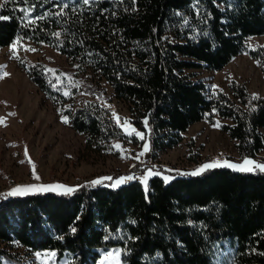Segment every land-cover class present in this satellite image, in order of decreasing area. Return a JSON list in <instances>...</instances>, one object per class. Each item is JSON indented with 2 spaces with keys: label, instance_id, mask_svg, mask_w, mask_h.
<instances>
[{
  "label": "trees",
  "instance_id": "1",
  "mask_svg": "<svg viewBox=\"0 0 264 264\" xmlns=\"http://www.w3.org/2000/svg\"><path fill=\"white\" fill-rule=\"evenodd\" d=\"M0 17V47L28 39L70 59L71 72L42 61L21 66L48 98L69 104L71 126L87 143L124 133L106 106L73 104L77 90L127 103L154 157L207 116L222 120L242 157L264 148V95L236 80L229 93L210 89L192 70H218L247 52L264 73V45L247 47L248 37L264 35V0H0ZM153 167L146 186L132 179L111 187L121 175L113 173L95 185L81 179L71 193L0 191V260L26 264L21 246L96 264L117 247L122 264H264V171Z\"/></svg>",
  "mask_w": 264,
  "mask_h": 264
},
{
  "label": "rangeland",
  "instance_id": "2",
  "mask_svg": "<svg viewBox=\"0 0 264 264\" xmlns=\"http://www.w3.org/2000/svg\"><path fill=\"white\" fill-rule=\"evenodd\" d=\"M16 41L18 44L14 54L10 46ZM258 45H264V35L248 37V48ZM34 61H42L50 68L73 71L70 59L46 43L16 39L0 47V65L4 66L0 68V73H8L0 78V191L10 192L14 188L30 185H64L72 188L81 179L97 180L111 177L113 173L121 174L119 177L133 176V179L141 181L144 176H150L149 170L154 173L153 166L171 171L195 172L202 165L214 161L227 160L241 164L244 158H248L264 163V148L254 158L242 157L236 139L220 128L222 120L219 117L209 119L208 116L191 124L176 146L160 151L154 157L149 150L146 134L131 122L127 103L114 95L103 99L77 90L70 97L73 104L96 101L106 106L112 115L115 113L119 117L117 123L124 133L104 143H87L85 134L71 126L70 116L66 112L69 104L56 103L48 98L21 66L22 62L28 64ZM192 70L210 89H222L229 93L230 81L236 80L250 92L264 95L261 63L247 52L239 53L218 70L203 67ZM100 83L106 92H111V87L103 79ZM62 117H67V123ZM125 120L128 121L127 127L123 125ZM217 123L219 126H214ZM136 133H141L143 139ZM145 144L148 151H144ZM147 155L154 163L146 165L149 168L143 171L134 169L136 165L143 164ZM162 175L170 178L168 174ZM116 249L119 248L111 247L104 251L96 264H115L108 254ZM16 250L26 264H65L64 258L57 259L50 250L29 252L21 246ZM119 259L122 264L121 255ZM0 264L14 263L2 259Z\"/></svg>",
  "mask_w": 264,
  "mask_h": 264
},
{
  "label": "snow or ice",
  "instance_id": "3",
  "mask_svg": "<svg viewBox=\"0 0 264 264\" xmlns=\"http://www.w3.org/2000/svg\"><path fill=\"white\" fill-rule=\"evenodd\" d=\"M83 2L85 4L89 3V0H83ZM0 19H7L6 17H0ZM18 44V41L14 42L11 46L10 49L13 51V53L15 54V48ZM4 66L0 65V68H3ZM49 71H53V70H49ZM8 73H0V78H3L4 76H7ZM68 93H65V95H67ZM257 97L255 95H253V99H256ZM113 116L116 118L117 122L119 123V117L116 116L115 113H113ZM63 121L65 123H67V117H62ZM2 122V121H0ZM145 124H147V121H145ZM123 125L125 127H127L128 125V121L125 120L123 121ZM216 127L219 126V124L217 123V125H214ZM138 136H140L141 139H143V135L141 133H136ZM115 147H119V145H115ZM144 151H148V145L145 144L144 145ZM140 155H143V153H141ZM229 167L232 168L233 170H238V171H254L256 169H259L260 171H264V163H257L251 159L248 158H244L243 162L241 164H233L228 162L227 160L220 162V161H214L210 164H204L202 165L200 168H198L195 172L189 173L190 175H198L200 174L202 171L208 169V168H213V167ZM153 173H151V171L149 170V175H151ZM158 175V173H155ZM36 179H39V177H34ZM134 177L133 176H122L117 178L110 186L111 187H118L120 184L125 183L129 180H132ZM104 180H113L112 177H102L100 179L91 181V184L95 185V184H100L102 183V181ZM147 180H148V176H144L141 179V183H144L145 186L147 185ZM165 183L168 182L169 177H164ZM56 189H63L65 193H71L72 191H74V189L72 188H67L64 185H40V186H26V187H17L12 189L10 192H8L6 195L7 196H15V195H22V194H28L30 192H44V191H53ZM134 223V221H133ZM73 231H75V229H72ZM37 255H40L39 253H37ZM54 255V253L52 254ZM121 255V250L116 249L113 252L109 253L108 256L110 258H112L115 262V264H120V257Z\"/></svg>",
  "mask_w": 264,
  "mask_h": 264
},
{
  "label": "built area",
  "instance_id": "4",
  "mask_svg": "<svg viewBox=\"0 0 264 264\" xmlns=\"http://www.w3.org/2000/svg\"><path fill=\"white\" fill-rule=\"evenodd\" d=\"M142 163L144 165H151L152 163H154V161L152 160L150 155H147L144 160L142 161Z\"/></svg>",
  "mask_w": 264,
  "mask_h": 264
}]
</instances>
